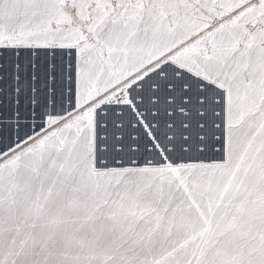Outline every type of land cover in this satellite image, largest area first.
Wrapping results in <instances>:
<instances>
[{"label": "snow or ice", "instance_id": "6c2138e0", "mask_svg": "<svg viewBox=\"0 0 264 264\" xmlns=\"http://www.w3.org/2000/svg\"><path fill=\"white\" fill-rule=\"evenodd\" d=\"M0 264H264V0H0Z\"/></svg>", "mask_w": 264, "mask_h": 264}]
</instances>
